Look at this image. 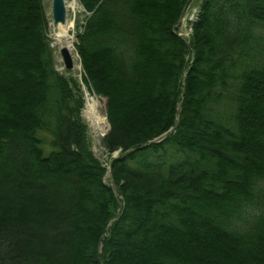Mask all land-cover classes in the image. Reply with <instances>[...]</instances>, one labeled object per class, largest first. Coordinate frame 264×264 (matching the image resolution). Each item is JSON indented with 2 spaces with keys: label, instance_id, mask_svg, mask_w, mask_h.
<instances>
[{
  "label": "trees",
  "instance_id": "trees-1",
  "mask_svg": "<svg viewBox=\"0 0 264 264\" xmlns=\"http://www.w3.org/2000/svg\"><path fill=\"white\" fill-rule=\"evenodd\" d=\"M190 1L80 0L111 186L44 0H0V264H264V0H202L186 43Z\"/></svg>",
  "mask_w": 264,
  "mask_h": 264
},
{
  "label": "bare ground",
  "instance_id": "bare-ground-1",
  "mask_svg": "<svg viewBox=\"0 0 264 264\" xmlns=\"http://www.w3.org/2000/svg\"><path fill=\"white\" fill-rule=\"evenodd\" d=\"M190 2H189V4H190ZM65 3H66V7H67V12H69V7H72V8L76 7L77 0H73L70 4L71 6L67 3V0H65ZM189 4L186 6L185 10L183 11L181 19L175 28V32L177 33V35L181 39H183L186 43L190 41V38L192 36V30H190L189 32L186 31V32H184L185 34H183L180 31L179 27H180V25H182V23L186 17L190 23H192L194 21L193 17H196V15H198V13L201 12L202 0L199 1L198 10L196 11L197 13H191V11L190 12L188 11ZM82 8H83V6H82ZM84 11H85V9H84ZM85 13H86V11H85ZM87 16H88V14H87ZM51 25H53V18H52V22L50 21V18H49V26H51ZM74 28H75V22L68 20V14H67L66 23L59 24L57 27H54V38H53L54 43L57 46H59V49H62V48L67 49L71 53V55L73 53V50L75 49L74 43H75L76 37L72 36V34H71L72 30ZM79 58H80V56H79ZM73 62H74V60H73ZM80 62H81V66H79L78 68L79 69L82 68V71H83L81 58H80ZM56 69H57V67H56ZM64 69H65L66 74H63V75L67 78H73L74 79V77L71 75V73H73V74L75 73V63H74V66L72 69L65 68V65H64ZM67 74H70V75H67ZM99 98H101V97L97 96L94 92L90 91L89 89L86 90L85 99H84V102H85L84 107L85 108L83 107V109L81 110V115H83V111L85 109V113H86L87 117L90 119L91 124H93L97 134L102 136L106 133L108 126H110V123L108 120L107 109H105L106 108L105 106H104L105 108H103V106L101 105V103L98 100ZM105 111H106V113H105ZM117 156H118V154H114L113 158H116ZM103 163L107 167V172L110 173L111 172V165H110L111 163H110L109 157H108L107 163H105V162H103ZM107 184H109L111 186H115L114 183L112 182L111 175H110V182H107Z\"/></svg>",
  "mask_w": 264,
  "mask_h": 264
},
{
  "label": "rangeland",
  "instance_id": "rangeland-1",
  "mask_svg": "<svg viewBox=\"0 0 264 264\" xmlns=\"http://www.w3.org/2000/svg\"><path fill=\"white\" fill-rule=\"evenodd\" d=\"M72 1L73 0H67V3L70 5ZM199 1L200 0H191L189 7H188V11L189 12L191 11L192 13H197L196 11L198 10ZM44 5H45L46 13H47L48 17L50 18V21L52 22V0H44ZM86 17H87V13H85L84 9L82 8L80 0H77V5L75 8L69 7L68 20L75 22V28L72 30L71 34H72V36L76 37L75 38L76 40L74 43L75 49L73 50V53H72V57H73V60L75 63V73L74 74L71 73V75L74 77L75 80L78 81L84 99H85L86 90H88V89L86 88V85L83 82L82 68L81 69L78 68L79 66H81V62H80V58H79V55H78V52L76 49V45H77V35L82 30V26L85 23ZM195 18L196 17H193L194 20H195ZM191 25H192V23H190L186 17L184 19L182 25H180L179 29L183 34H185L184 32H186V31L189 32L191 30ZM49 37L51 40V47H52L53 52H54L55 65L61 74H66L65 69H64V64L62 61V57L60 54L59 46H57L53 41V38H54V27H53V25L50 26ZM67 75H70V74H67ZM98 100L101 103V105L103 106V108H105L106 107V100L104 98H99ZM105 113H106V111H105ZM82 116H83L85 123L88 126V134H89L90 141H91L92 148L94 150L95 155L101 161L107 163L108 156H107V154H105V150H104V146H103L104 136L97 134L93 124H91L90 119L87 117V115L85 113V109L83 111ZM106 182H110V173L109 172H107V175H106Z\"/></svg>",
  "mask_w": 264,
  "mask_h": 264
},
{
  "label": "water",
  "instance_id": "water-1",
  "mask_svg": "<svg viewBox=\"0 0 264 264\" xmlns=\"http://www.w3.org/2000/svg\"><path fill=\"white\" fill-rule=\"evenodd\" d=\"M67 7L65 0H52V18H53V26L57 27L59 24H64L67 21ZM60 54L62 57V61L65 65V68L72 69L74 66L73 57L71 53L65 49H60ZM110 126L106 133L103 135L104 137L108 133Z\"/></svg>",
  "mask_w": 264,
  "mask_h": 264
}]
</instances>
